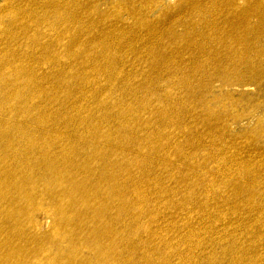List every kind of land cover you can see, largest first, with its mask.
<instances>
[{
	"label": "bare ground",
	"instance_id": "obj_1",
	"mask_svg": "<svg viewBox=\"0 0 264 264\" xmlns=\"http://www.w3.org/2000/svg\"><path fill=\"white\" fill-rule=\"evenodd\" d=\"M158 4L162 10L147 18L150 5L139 8L136 0H114L95 19L81 0H3L0 4V189L18 186L13 195L0 196V264H94L82 255L80 241L86 234L93 240L89 248L99 261L105 260L102 264H138L143 257L148 264H173L163 250L155 257L145 254L144 242L133 244L142 231L141 237L152 239L159 225L164 228L157 216L150 219L163 196L143 194V188L151 190L150 166L158 146L160 154L169 155L179 143L169 131L172 118L167 113L153 116L143 106L158 99L162 81L180 84L175 79L178 69L196 76L217 68L220 73L210 80L225 86L233 85L223 79L225 66L254 70L264 52V0ZM88 11L91 22L84 25ZM126 19L135 27L118 25ZM98 23L99 32L94 33ZM140 31L147 39L138 50L147 53L140 65L149 72L143 81L126 73L115 51L129 34ZM151 44L160 52L156 60ZM190 52L188 61H176ZM194 81L195 77L187 78L185 84ZM139 89L149 97L140 98ZM108 132L112 139L105 140ZM85 133L93 136L94 144H109H101L104 154L97 164L86 163L91 156L86 152L94 147L80 144ZM73 151L77 157H72ZM240 182L237 196H231L236 210L264 228V188L252 189L249 181L236 183ZM46 183L58 187L45 194ZM23 195L30 201L13 210L17 199L12 196ZM31 204L32 213L41 212L52 226L49 236L36 234L27 243L30 213L25 208ZM112 213L122 216L117 226L111 221ZM74 216H80V221ZM143 216L145 224L135 227V218ZM147 217L150 223L144 234ZM171 253L181 264H244L227 252L179 249ZM248 264H264V258Z\"/></svg>",
	"mask_w": 264,
	"mask_h": 264
},
{
	"label": "rangeland",
	"instance_id": "obj_2",
	"mask_svg": "<svg viewBox=\"0 0 264 264\" xmlns=\"http://www.w3.org/2000/svg\"><path fill=\"white\" fill-rule=\"evenodd\" d=\"M2 1L0 0V4ZM112 1L114 0H81L88 4L89 10L92 9L94 19L105 9V4ZM177 1L136 0V6L148 8L150 5L152 9H147V18H151L162 10L159 2ZM88 15L89 11L85 14L84 25L91 22ZM99 24L93 27L94 33L99 32ZM118 25L128 29L135 27L134 22L128 19ZM144 34L143 31L136 35L129 34L126 41L118 44V50L114 48L126 73L139 79L143 77L142 81L149 73L148 68L140 65L147 53H138L147 41L143 38ZM101 38L108 42V38ZM149 47L156 53L154 59H158L160 52L154 49V44ZM190 56L191 52L178 56L176 61H188ZM204 62L200 58V64ZM221 72L224 74L223 79L233 85L225 86L220 81L211 82L212 75L220 73L217 68L196 76L178 69L175 79L180 84L162 81L158 99L154 102L151 99L143 106L151 109L153 116L160 117L167 113L172 118L169 131L179 143L171 149L169 155L160 154L161 148L158 146V151L153 155L154 163L150 166L153 180L151 190L143 188V194L163 196L161 207L150 214V219L157 216L164 228L159 225L158 235L152 239L141 237L142 231L139 238L133 240V244L137 247L139 240L144 242L145 247L142 244V248L145 254L150 253L155 257V254L163 250V255L174 261L173 264H181L176 262L171 253L172 250L179 249L188 253L227 252L242 259L244 264H248L251 259L264 258V228L257 223H251L244 212L238 213L236 199L231 197L237 196L238 188L243 183H236L237 180L249 181L252 189L264 188V52L258 56L257 66L252 71L227 65ZM192 77H195L194 84L186 85V79ZM238 82L252 85L242 87L235 84ZM141 95L149 97L144 89H139L138 96ZM127 99L132 101L131 96H127ZM157 103L160 106L153 108ZM147 132L143 131V135ZM104 135L105 140L112 139L111 133ZM159 139L163 140V135ZM79 140L82 146L92 144L94 147L93 151L88 149L86 152L91 155L87 164L98 163L104 154L101 144L103 147L109 146L106 142L94 144L93 136L86 133ZM143 152L148 153L149 150L144 149ZM143 152L136 156H141ZM75 154L76 151H73L72 157H77ZM46 184L43 186L45 194L54 192L58 187L52 183L46 187ZM13 188L14 184L3 186L0 196L13 195L18 186L14 190ZM190 194L201 197L189 200L186 196ZM23 196H12L17 199L14 201L16 204L13 210L30 201V196ZM44 203L45 201H41V206ZM203 206L209 207L207 211L200 210ZM25 209H29L30 213L27 216L30 223L25 241L28 243L36 234L43 238L49 236L52 221L41 212L32 213V204ZM121 218L118 213H112L111 221L117 226ZM73 220L80 221V216H74ZM149 223L147 217L144 234ZM139 224H145V216L135 218L134 226ZM67 230L71 228L67 227ZM92 242L87 234L80 241L82 255L94 260V264L104 263L105 260L99 261L96 251L89 248ZM145 259L146 257L142 260L139 258L138 264H148Z\"/></svg>",
	"mask_w": 264,
	"mask_h": 264
}]
</instances>
